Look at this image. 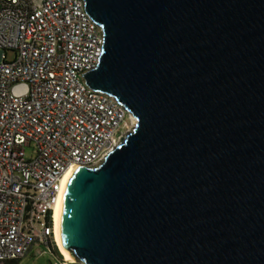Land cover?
<instances>
[{"label":"water","instance_id":"water-1","mask_svg":"<svg viewBox=\"0 0 264 264\" xmlns=\"http://www.w3.org/2000/svg\"><path fill=\"white\" fill-rule=\"evenodd\" d=\"M103 32L86 88L136 123L69 176L79 264H264V0H84Z\"/></svg>","mask_w":264,"mask_h":264},{"label":"built area","instance_id":"built-area-1","mask_svg":"<svg viewBox=\"0 0 264 264\" xmlns=\"http://www.w3.org/2000/svg\"><path fill=\"white\" fill-rule=\"evenodd\" d=\"M102 42L84 0H0V264L52 252L65 174L103 163L136 123L80 78Z\"/></svg>","mask_w":264,"mask_h":264},{"label":"rangeland","instance_id":"rangeland-1","mask_svg":"<svg viewBox=\"0 0 264 264\" xmlns=\"http://www.w3.org/2000/svg\"><path fill=\"white\" fill-rule=\"evenodd\" d=\"M13 57L12 53H7V59L11 60ZM27 157H30L32 155L31 150H27L26 152ZM53 255H51L49 252L45 250L44 247L38 246L34 247L32 249L31 254H28L25 258L21 259L19 261V264H58L57 260H63L64 258L59 253L56 245L52 249ZM68 264H79L74 261V263H68Z\"/></svg>","mask_w":264,"mask_h":264},{"label":"bare ground","instance_id":"bare-ground-1","mask_svg":"<svg viewBox=\"0 0 264 264\" xmlns=\"http://www.w3.org/2000/svg\"><path fill=\"white\" fill-rule=\"evenodd\" d=\"M76 166H73L64 176V180H63V185H62V193L60 194V197L58 199L56 208H55V215H54V240H55V244L56 247L59 251V253L61 254V256L64 258V261H66L67 263H74V261H72L68 255V252L64 251L60 242V237H59V220H60V212H61V207H62V202H63V195H64V191L66 188V184L67 181L69 179L70 174L76 169Z\"/></svg>","mask_w":264,"mask_h":264},{"label":"trees","instance_id":"trees-1","mask_svg":"<svg viewBox=\"0 0 264 264\" xmlns=\"http://www.w3.org/2000/svg\"><path fill=\"white\" fill-rule=\"evenodd\" d=\"M2 264H19V260H14V261H6Z\"/></svg>","mask_w":264,"mask_h":264},{"label":"crops","instance_id":"crops-1","mask_svg":"<svg viewBox=\"0 0 264 264\" xmlns=\"http://www.w3.org/2000/svg\"><path fill=\"white\" fill-rule=\"evenodd\" d=\"M32 252V251H31ZM31 252L29 254H31ZM48 252V251H47ZM51 255H53L52 252H49ZM54 256V255H53ZM58 261V264H63L61 260H57Z\"/></svg>","mask_w":264,"mask_h":264}]
</instances>
